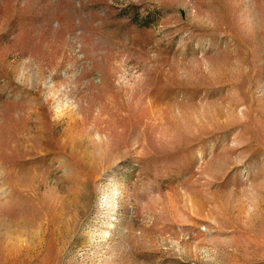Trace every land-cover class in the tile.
Returning a JSON list of instances; mask_svg holds the SVG:
<instances>
[{
  "label": "rangeland",
  "instance_id": "374dc122",
  "mask_svg": "<svg viewBox=\"0 0 264 264\" xmlns=\"http://www.w3.org/2000/svg\"><path fill=\"white\" fill-rule=\"evenodd\" d=\"M0 264H264V0H0Z\"/></svg>",
  "mask_w": 264,
  "mask_h": 264
}]
</instances>
